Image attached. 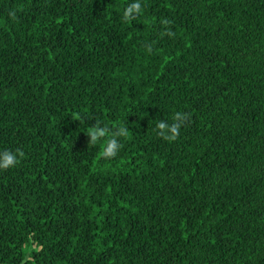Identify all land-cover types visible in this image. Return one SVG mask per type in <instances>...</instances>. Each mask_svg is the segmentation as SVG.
Listing matches in <instances>:
<instances>
[{
    "label": "trees",
    "instance_id": "16d2710c",
    "mask_svg": "<svg viewBox=\"0 0 264 264\" xmlns=\"http://www.w3.org/2000/svg\"><path fill=\"white\" fill-rule=\"evenodd\" d=\"M134 2L0 0V264H264V0Z\"/></svg>",
    "mask_w": 264,
    "mask_h": 264
},
{
    "label": "clouds",
    "instance_id": "9594fccd",
    "mask_svg": "<svg viewBox=\"0 0 264 264\" xmlns=\"http://www.w3.org/2000/svg\"><path fill=\"white\" fill-rule=\"evenodd\" d=\"M142 11V6L137 0V2L130 3L126 6L123 11L122 19L125 23L135 20ZM10 16L14 18V13H9ZM171 22L167 19H162L161 24L169 25ZM161 35L174 36L175 33L165 30ZM146 49L149 53L152 52V46L146 45ZM190 119L189 114L183 112H176L172 120L173 122L169 124L166 121H159L156 124V134L161 139L174 142L179 135L180 129L188 122ZM128 126L125 122L116 125L115 127L102 126L99 122H96L92 127L87 128V137H89L88 145H96L100 141H104V148L102 151V157L106 159L113 158L117 155L122 147L120 143V138H126L129 135ZM24 152L22 149H16L14 152L10 150H4L0 152V170H7L15 167L20 159L24 157Z\"/></svg>",
    "mask_w": 264,
    "mask_h": 264
},
{
    "label": "rangeland",
    "instance_id": "374dc122",
    "mask_svg": "<svg viewBox=\"0 0 264 264\" xmlns=\"http://www.w3.org/2000/svg\"><path fill=\"white\" fill-rule=\"evenodd\" d=\"M34 247H35L34 244L31 243V242H29L28 244H26V245L24 246V249H25V258L28 257L29 251H30L32 248H34Z\"/></svg>",
    "mask_w": 264,
    "mask_h": 264
}]
</instances>
